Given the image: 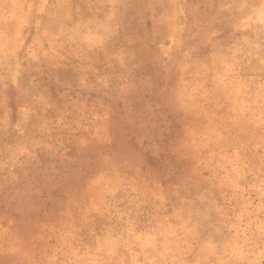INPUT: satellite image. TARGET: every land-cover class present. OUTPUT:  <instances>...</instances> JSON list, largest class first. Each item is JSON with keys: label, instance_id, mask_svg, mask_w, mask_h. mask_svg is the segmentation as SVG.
I'll list each match as a JSON object with an SVG mask.
<instances>
[{"label": "rangeland", "instance_id": "rangeland-1", "mask_svg": "<svg viewBox=\"0 0 264 264\" xmlns=\"http://www.w3.org/2000/svg\"><path fill=\"white\" fill-rule=\"evenodd\" d=\"M0 264H264V0H0Z\"/></svg>", "mask_w": 264, "mask_h": 264}]
</instances>
